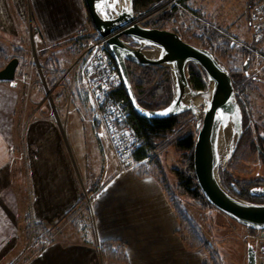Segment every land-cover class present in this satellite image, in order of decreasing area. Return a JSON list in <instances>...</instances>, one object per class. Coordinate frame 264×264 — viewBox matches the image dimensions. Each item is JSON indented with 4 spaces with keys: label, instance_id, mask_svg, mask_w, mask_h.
Instances as JSON below:
<instances>
[{
    "label": "crops",
    "instance_id": "crops-1",
    "mask_svg": "<svg viewBox=\"0 0 264 264\" xmlns=\"http://www.w3.org/2000/svg\"><path fill=\"white\" fill-rule=\"evenodd\" d=\"M89 24L85 0H0V44L4 51L17 50L26 59L32 42L31 25L37 27L38 43L42 50L49 49L51 57L46 61L57 75L78 58L63 43L82 30L89 31ZM22 65L20 71L29 73L27 64ZM28 77L33 105L29 112L33 115L26 119L24 114L20 120L27 130L22 137L24 166L19 169L27 177L30 195L27 203L26 196L23 200L15 193L14 208L19 211L28 207L33 221L54 227L64 223L60 219L76 205L82 186L92 194V218L78 231L54 235L56 242L25 264H207L203 251L189 249L182 240L175 209L159 178L140 176L136 169H120L106 131L99 128L91 136L83 134L82 120L75 110H69L68 102L63 107L67 108L63 127L49 118L36 119L38 113L47 110L41 108L38 83H32L31 73ZM15 92L21 100L24 86ZM76 107L77 112L83 109ZM25 110L21 102L17 111ZM65 126L76 135V154L62 150ZM5 159L0 162V176L6 169ZM4 202L0 200V264H12L23 254L28 241L24 221L7 214ZM103 241L123 245L127 262L105 263L100 252Z\"/></svg>",
    "mask_w": 264,
    "mask_h": 264
},
{
    "label": "rangeland",
    "instance_id": "rangeland-1",
    "mask_svg": "<svg viewBox=\"0 0 264 264\" xmlns=\"http://www.w3.org/2000/svg\"><path fill=\"white\" fill-rule=\"evenodd\" d=\"M260 1L187 0V4L180 5L173 13V17L168 21H164L162 26L165 30L178 33L190 44L213 50L219 61L228 68L229 72L230 69H242L246 62V56L239 54L237 48L251 50L252 43H255L254 41L261 43L260 46L252 49L256 55V61L251 60L248 72L245 71L248 76L244 75L246 77L244 85L247 88L245 93L241 94L239 90L235 89L239 103L243 101L246 107V109L243 107L245 115L243 136L237 145L233 157L225 166H220L218 174L222 186L238 199L253 202L240 196V193H248L253 196L255 200L253 203L264 204V81L260 80H264V54L261 53V49H264V31L260 33V36H257L256 26L252 24L251 17V13ZM173 4L172 2L170 5H164V7H171ZM160 8L162 9V7ZM160 8L156 11L160 10ZM148 17V15L138 16L137 19L143 25ZM212 32H216L215 35ZM96 36L97 34L90 41ZM225 37L230 38L237 47H234L235 49L229 54L223 48ZM41 46V43L33 45L30 41L27 58L19 59L22 53L13 49H6L5 52L4 47L0 44L1 69L13 58L21 60V65L19 63V66H23L22 64L26 63L27 68L29 67V73L24 72V69L23 72L20 71L22 68L18 67L16 74L17 87L13 86L12 82L0 81V162L3 158H6V169L4 167V175L0 176V200H5L7 214L11 217L16 216L17 219L20 218L24 221L25 237L28 241L23 254L12 264L27 263L31 258L39 254L45 246L56 242L54 235L56 237L58 234L68 230L78 231L82 223L83 225L84 223L88 225V221L90 222L92 218L90 212L92 194L86 189L84 190L82 186L81 188L79 187L80 194L76 205L60 219L64 223L55 224L54 227L49 226L48 235H42L39 237L41 239L34 238V229L37 224H44L32 220L31 210L28 207L20 208L19 211L14 208L15 193L17 194L15 196H21L23 200L24 196H26L27 203L30 195L29 187L25 181L27 177L20 174V169L24 166L23 153L25 151L22 137H24L27 130V127L25 128L23 124L20 125V120L25 118L23 117L24 114H26V119H31L33 115V113L29 112V109L33 107L30 102L32 87L27 83V80H23L24 74L30 75L31 73L33 76L32 83H38L40 96H42L40 101L41 108L47 110V113H38V116H35L37 117L36 119L49 118L63 127L64 116L67 113V108L63 107L68 102L70 103L69 107L71 106L69 110H75V114L82 120L80 130H83V134L91 136L93 131L96 133L101 128L96 120L92 105L88 102L89 98L80 75L83 64L73 62L64 73L57 75L56 71H52L50 65H45L46 52H49V49L42 50ZM160 68L168 69L171 75L169 68ZM199 70L202 72L200 68ZM46 73L50 75V79L57 78V83L59 82V84H56L58 85L57 87L56 85L54 86L56 87L55 90L48 97L47 90H52L54 87H51L48 82L49 78L47 79ZM22 85L25 88L24 95L21 98L23 101L20 100V96H17L15 92L19 91ZM172 85L173 99L175 95L173 81ZM205 85L206 88L202 98L210 96L209 82L206 78ZM73 97L76 98V101L73 100ZM240 97L242 100H240ZM21 102L26 106L27 111L25 110V113L17 111ZM78 105L82 106L83 109L77 112L76 106ZM185 114V116L181 117L179 126L175 131L166 138L156 142L155 148L150 150L149 157L145 162L148 166L150 165L149 167L146 166V171L148 168L152 169L153 174L166 187L173 190L179 182L178 171H184L187 163V156L185 152L180 151L176 147V141L184 136L186 132H194L195 136L198 133L195 117L191 113ZM65 130L67 134L62 137V150L67 151L69 154L71 152L76 154L75 145L77 143L74 142L76 135L72 134V131L67 126H65ZM20 138L22 142H20ZM139 165L137 164L135 169L140 167ZM173 190L172 192H175ZM260 191H263L262 195L253 194ZM182 199L189 203L188 207L193 220L214 250L211 252L204 249L200 250L205 253L207 264H247L248 246H258L257 233L251 232L245 226L235 222L216 208H205L188 197H182ZM68 222L71 224L67 227L66 224Z\"/></svg>",
    "mask_w": 264,
    "mask_h": 264
},
{
    "label": "water",
    "instance_id": "water-1",
    "mask_svg": "<svg viewBox=\"0 0 264 264\" xmlns=\"http://www.w3.org/2000/svg\"><path fill=\"white\" fill-rule=\"evenodd\" d=\"M85 2L95 31L106 40L133 111L152 120L191 113L197 120L198 128L193 167L206 200L247 229H264V204L238 199L219 180L218 170L233 157L244 130L243 111L228 68L209 49L190 44L178 33L140 24L133 0ZM19 63L18 58H13L0 69V81H13ZM128 63L169 68L175 86L171 102L157 110L141 106L131 83ZM190 64L205 73L209 82V98L203 97L197 102L204 90L193 87L188 72ZM249 66L250 60L247 59L244 64L246 72ZM164 109L172 110L164 113ZM221 111L223 118L219 116ZM222 133L228 136L223 143ZM253 194L262 195L263 191ZM247 264H257V253L252 245L247 248Z\"/></svg>",
    "mask_w": 264,
    "mask_h": 264
},
{
    "label": "trees",
    "instance_id": "trees-1",
    "mask_svg": "<svg viewBox=\"0 0 264 264\" xmlns=\"http://www.w3.org/2000/svg\"><path fill=\"white\" fill-rule=\"evenodd\" d=\"M168 0H133V6L136 16H145L149 17L146 19V22L143 26L163 29V22L168 21L173 17V13L179 8L180 5L187 4V0H178L176 4H173L171 7H164V4ZM170 5V4H169ZM162 7V9L160 8ZM158 8L160 10L156 11ZM90 30H82L76 37H72L69 41L63 43V46L66 47L74 55H80L81 52L88 46L91 38L94 37L95 29L93 23L89 17ZM216 32H212L215 35ZM74 38V39H73ZM252 43V49L260 46L259 41H254ZM261 42V41H260ZM214 45V43H212ZM59 45L53 47L52 50L58 48ZM235 44L232 43L230 38L224 39L223 48L227 54L232 52L235 48ZM208 49V48H207ZM248 50L247 48H237L238 53L246 56V60L249 59L256 61V55L253 53V50ZM214 55L213 50L209 49ZM261 53L264 54V49H261ZM18 52V51H17ZM46 52V58L49 59L51 55H48ZM255 55V57H254ZM219 60V58L215 55ZM24 58L23 54H20L19 59ZM45 65L48 66V62L45 59ZM129 74L131 78V83L134 89V92L137 96V99L141 106L151 110H157L164 108L172 99L173 96V85L171 75L168 69L156 67V66H138L133 63H128ZM244 66L242 69H230V75L234 84L235 89L239 90L242 93H245L246 86L244 82L246 77ZM48 76V82L51 84V87H54L57 84L58 79H50ZM189 75L193 84V87L198 90H204L205 85V73L199 70V68L194 65H189ZM244 75L246 77H244ZM112 95L117 99L124 102H127L129 105V116L128 123L135 131L136 135L140 138L142 145L137 149L135 153V160L140 164L136 172L140 176L143 175H153V170L148 168L146 171V166H148L146 159L149 157V152L151 149L155 148V144L158 140L166 138L170 133L175 131L179 126L180 119L184 115L178 117L166 118V119H147L139 116L136 112L133 111L128 95L121 84L119 88L112 92ZM190 114V113H188ZM196 136L194 132H186L184 136L178 138L176 141V147L185 152L187 156L186 169L184 171H178V184L175 189L165 187L167 196L173 205L177 218L180 223L179 234L181 235L182 240L185 242L186 246L191 250H206L208 252L214 251L209 241L205 239L202 235L201 230L193 220L192 214L189 209V203L185 202L182 197H188L196 203L202 205L205 208H214L206 200L202 190L197 182L194 167H193V152ZM145 169V170H144ZM157 177V176H156ZM175 191V192H172ZM248 194V193H247ZM241 194V197L246 198L249 201L255 202L253 196ZM46 225L37 224L35 227V236L36 239H41L39 237L48 235V229ZM250 230V229H249ZM251 232H255L250 230ZM44 244V243H43ZM100 252L102 259L105 263L115 262V263H126V257L124 254L123 245L117 241H103L100 243ZM216 261V260H215Z\"/></svg>",
    "mask_w": 264,
    "mask_h": 264
},
{
    "label": "built area",
    "instance_id": "built-area-1",
    "mask_svg": "<svg viewBox=\"0 0 264 264\" xmlns=\"http://www.w3.org/2000/svg\"><path fill=\"white\" fill-rule=\"evenodd\" d=\"M177 1L169 0L164 5L172 2L176 4ZM251 17L252 24L256 26V34L260 36V33L264 31L263 0L257 3ZM30 35L33 45L38 43L39 29L37 27L31 25ZM76 63L83 64L81 74L84 88L91 102L96 120L108 135L120 169H134L137 165L135 153L141 146V140L128 123V103L117 100L112 95V92L121 86L122 81L113 57L106 46V40L97 35L89 42ZM23 80H29L27 74L23 75ZM12 85L17 87L18 81L15 79L12 81ZM56 87L47 90V97L53 93ZM256 233L258 237V246H256L257 264H264V229Z\"/></svg>",
    "mask_w": 264,
    "mask_h": 264
},
{
    "label": "bare ground",
    "instance_id": "bare-ground-1",
    "mask_svg": "<svg viewBox=\"0 0 264 264\" xmlns=\"http://www.w3.org/2000/svg\"><path fill=\"white\" fill-rule=\"evenodd\" d=\"M208 98H209V96H208ZM201 99H202V96L197 99V102L200 101ZM227 137H228L227 134H223V133L221 134L222 143L227 139Z\"/></svg>",
    "mask_w": 264,
    "mask_h": 264
},
{
    "label": "flooded vegetation",
    "instance_id": "flooded-vegetation-1",
    "mask_svg": "<svg viewBox=\"0 0 264 264\" xmlns=\"http://www.w3.org/2000/svg\"><path fill=\"white\" fill-rule=\"evenodd\" d=\"M260 80H262V81H264L263 79H260ZM240 100H242V98L240 97ZM240 104L242 105L241 106V108H242V111H243V107H245V104H244V102L242 101V102H240ZM245 109H246V107H245ZM244 119H245V115H244V112H243V126H244Z\"/></svg>",
    "mask_w": 264,
    "mask_h": 264
},
{
    "label": "snow or ice",
    "instance_id": "snow-or-ice-1",
    "mask_svg": "<svg viewBox=\"0 0 264 264\" xmlns=\"http://www.w3.org/2000/svg\"><path fill=\"white\" fill-rule=\"evenodd\" d=\"M114 6V5H113ZM131 9H129V11H130ZM172 109H164V113H167V112H169V111H171ZM219 116H220V118H223L224 117V113H223V111H221V113L219 114Z\"/></svg>",
    "mask_w": 264,
    "mask_h": 264
}]
</instances>
